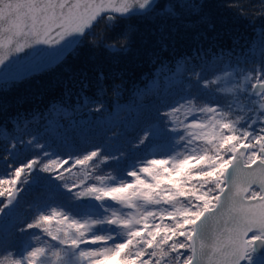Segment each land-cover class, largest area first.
Masks as SVG:
<instances>
[{
	"label": "snow or ice",
	"instance_id": "obj_1",
	"mask_svg": "<svg viewBox=\"0 0 264 264\" xmlns=\"http://www.w3.org/2000/svg\"><path fill=\"white\" fill-rule=\"evenodd\" d=\"M223 3L248 13L244 0ZM208 9L205 0H0V65L47 45L28 71L58 66L91 36L102 54L135 55L153 66V83L164 80L124 147L85 137L65 151L30 122L0 127V222L16 221L0 229V264H264V26L237 53L238 37L219 43L228 20ZM101 22L112 42L96 38ZM124 86L102 64L70 70L48 108L74 99L102 113L104 95ZM77 169L83 178L70 183Z\"/></svg>",
	"mask_w": 264,
	"mask_h": 264
},
{
	"label": "trees",
	"instance_id": "obj_2",
	"mask_svg": "<svg viewBox=\"0 0 264 264\" xmlns=\"http://www.w3.org/2000/svg\"><path fill=\"white\" fill-rule=\"evenodd\" d=\"M205 2L208 4V10L211 13H217L218 11L219 15L229 22L227 32L222 33V37L219 41L220 45L229 48L232 46V38L238 37L240 44L237 47V53H239L241 49L245 50L255 36V19L260 17L258 11L260 6L259 0H244L249 6L248 13L245 16L236 15L228 8L226 3H223V0H205ZM161 3H164V0H161ZM93 32L97 39L106 36V42H112V40L117 37V33L115 32H105L102 27V22L93 29ZM91 40V36H86L84 38V44L79 46L78 54H69L62 63L44 73L29 77L23 81L0 84V88H2V90H0V126L7 127L9 132H15L18 130L15 127V120H28L33 118V115L39 117L40 113H43V118L40 120L49 118L52 114V108H48L49 102L59 97L60 84L67 77L70 70H88L91 72L92 68L97 64H102L106 70L110 69L117 76L124 77L125 86L120 91V94L118 96L114 95L113 92L109 90L103 97L105 102H113V100L117 98L126 103L130 102L127 101L129 99H131L133 103H137L136 92L144 85L143 82L149 76L147 74L151 72L153 66L135 55H125L123 59H112V56L115 55L114 53L103 50L102 54L101 49L91 46L89 43ZM178 51H184L183 46L178 48ZM94 91V89L90 91L89 95H94ZM154 95L155 93L153 92H145L139 97V102L152 101L151 98ZM65 103L67 107H71L72 109L80 108L86 112L90 111L82 107H77L74 99L71 102L66 101ZM145 104L146 103H142V105ZM112 107L113 106L110 108ZM17 114H19V117H17ZM21 124L22 123H20L19 128L22 127ZM37 124V120H32L28 130L34 131ZM65 135H67V133H65ZM102 138L103 136L101 135V139ZM115 142L120 143L118 139H115ZM28 200L22 202V207L19 210L21 214L26 210L24 206L27 204ZM15 223L16 221L14 218H9L6 230L12 229Z\"/></svg>",
	"mask_w": 264,
	"mask_h": 264
},
{
	"label": "rangeland",
	"instance_id": "obj_3",
	"mask_svg": "<svg viewBox=\"0 0 264 264\" xmlns=\"http://www.w3.org/2000/svg\"><path fill=\"white\" fill-rule=\"evenodd\" d=\"M255 20V36L245 48V52H247L251 46L259 43V33L261 30V26H264V17L260 16L257 17V19ZM153 71L154 69H152L151 72L147 74L149 76L146 80H144V85L137 90V103H133L131 99L127 100L130 102L126 103L121 99L115 98L113 102H105L108 107L102 113H95L94 111L86 112L80 108L72 109L71 107H61L57 105L55 109H52L51 116L45 120H40L37 126L39 127L42 134H44L45 129H47L46 135L49 142L51 143L55 141L54 147L60 146L64 148L65 151L73 150V138H76L77 140L81 141V146H84V139L82 138H94L95 141L99 143L101 141V135L103 136V139H107L109 143H114L116 147H124V141L123 139H121V137H124L128 140H133L136 135L142 134L138 131L137 120L141 118L140 107L142 103L148 104L149 101L139 102V97L145 92H153L155 93V97L152 101H155L157 89L159 88L160 90H162L164 88L163 77H160L158 84L153 83ZM176 99H179V97H174L173 101L171 102H174ZM111 106L113 107L110 108ZM32 120L33 118L19 121V126L20 123H22V127L20 129H23L24 125L28 122H31ZM16 124L17 120H15V125ZM143 126V124L140 125V127ZM109 129H111V131H109ZM65 133H67V135H65ZM27 138L28 137H25V139ZM115 139H118L120 143H116ZM2 146L3 141L0 140V147ZM127 151V148H125L126 153ZM135 155L144 156L145 153L142 152V150H138ZM131 162L133 161L129 159L128 163ZM101 169H103V171L98 169L97 174H106L109 170L103 165H101ZM75 171H77L79 175L71 176L69 178L70 183L78 182L79 179L83 178V173L79 169ZM33 195H35L34 189L30 190L28 193H25L24 201L29 199L27 204L24 206L25 209H27L28 204L32 202ZM8 220L9 218L6 217L3 222H0V229L6 230Z\"/></svg>",
	"mask_w": 264,
	"mask_h": 264
},
{
	"label": "water",
	"instance_id": "obj_4",
	"mask_svg": "<svg viewBox=\"0 0 264 264\" xmlns=\"http://www.w3.org/2000/svg\"><path fill=\"white\" fill-rule=\"evenodd\" d=\"M53 50V48L47 45H37L32 50H29V54L27 56H24L23 54H20L19 57L13 56L11 58V63H8L7 65H0V84H2L3 81L13 82V78H15V82L23 81L29 77L39 75L55 67L56 65L39 71H28L29 69L34 68L37 63L46 59L47 57L45 54ZM68 55L69 54H66L64 59ZM25 72H27V75H22Z\"/></svg>",
	"mask_w": 264,
	"mask_h": 264
}]
</instances>
